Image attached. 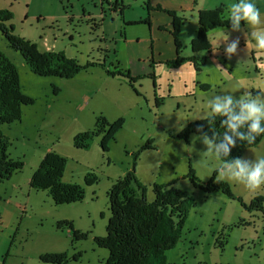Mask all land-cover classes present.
Masks as SVG:
<instances>
[{
    "label": "rangeland",
    "instance_id": "1",
    "mask_svg": "<svg viewBox=\"0 0 264 264\" xmlns=\"http://www.w3.org/2000/svg\"><path fill=\"white\" fill-rule=\"evenodd\" d=\"M113 1L0 0V9L12 13L8 24L14 33L35 43L38 50L63 52L81 66L95 63L72 79L40 77L30 72L21 55L10 49L0 34V52L16 67L22 93L33 100L31 105L22 107L19 121L0 127L9 143V158L23 163L22 169L0 183V264H43L39 258L46 254H66L64 264L104 262L107 250L98 247L94 238L105 235L110 217L107 191L132 167L146 188L148 201L153 198V184L171 182L194 200L179 240L165 252L166 264H264V214L245 210L237 200L219 192L205 196L191 185L186 175L189 167L201 182L215 175L245 204L254 197H264V185L248 189L241 182L221 177V162L206 152L204 136L190 135L187 141L177 138L186 124L211 115L209 102L216 95L231 94L238 99L247 91L264 96V49L257 48L250 39V31L264 28V24L246 27L242 21L244 26L239 31L215 28L208 33L212 51L224 55L227 45L221 42L217 49L216 33L220 29L229 36L228 44L239 41L229 62L248 73L243 74L247 76L246 85L240 81V87V74H235V78L224 79L220 88H211L206 95L190 93L173 98L162 91L158 96L163 103L155 107L149 94L152 82L137 80L133 84L136 94L124 73L132 68L145 76L151 58L157 61L172 48L174 53L171 28L168 32L165 28L158 30L168 38L163 39L162 53L158 55L149 40L138 42L135 38L130 42L135 49L129 53L135 55L134 68L132 61L122 62V57H119L122 63L117 65L116 57L123 53V45H115L116 40L122 39L119 34L136 26L147 28L148 24L124 25L119 11L109 8ZM120 3L125 22L148 16L145 0H120ZM221 3L226 8L224 15L230 18V8L236 0H196L193 11L178 12L184 18L176 35L181 57L191 54L189 45L195 37L197 10L215 8ZM159 14L168 17L164 12ZM137 34L132 36L138 37ZM117 69L123 71L122 75L106 73ZM100 115L109 122L124 120L108 151L101 152L100 136L92 138L88 149H76L73 138L93 130ZM195 137L200 139L193 142ZM147 141L153 147L142 149ZM50 151L66 159L62 181L84 187L82 201L55 205L46 191L30 188L31 176ZM240 157L264 158V139L255 147L244 149ZM88 174L96 176V184L84 185L83 179ZM64 220L82 237L74 238L67 229L57 230L56 223Z\"/></svg>",
    "mask_w": 264,
    "mask_h": 264
},
{
    "label": "trees",
    "instance_id": "2",
    "mask_svg": "<svg viewBox=\"0 0 264 264\" xmlns=\"http://www.w3.org/2000/svg\"><path fill=\"white\" fill-rule=\"evenodd\" d=\"M145 5L148 16L144 23L150 25L149 0L145 1ZM112 6L120 10L119 15L122 20L120 0H114ZM224 10L223 6H219L197 12V28L195 37L190 41L191 55L189 57L180 56L181 47L176 38L184 18L177 16L174 12L166 11L171 18L170 34L173 37L174 57L162 61L163 64L169 68H176L185 62H191L194 69L199 71L206 57L197 55L211 52L208 33L215 28H231L230 18L224 15ZM11 19L12 13L9 10L0 9V34L9 48L21 55L24 64L31 73L40 77H56L67 80L95 64L89 63L81 66L77 60L66 57L63 52L38 50L35 43L14 33L12 25L8 24ZM122 22L124 25L134 24L124 20ZM98 26L99 24H96V27ZM160 28L164 29L158 27V30ZM119 35L120 37L124 36L123 32ZM157 63H161V61L151 58L149 65L151 71L145 76L132 77L128 70L125 71L124 76L136 94L138 92L133 84L137 80L146 77L155 81L153 69ZM122 72L120 69L114 72L106 71L111 76L122 75ZM32 103L33 100L21 91L16 67L0 52V127L19 121L22 107ZM155 103L159 107L163 100L155 98ZM220 119L226 118L213 116L211 113L205 119L189 122L181 129L177 138L187 141L190 135H199L212 139L214 130L221 134L224 131L220 127ZM123 124V118L109 122L100 115L96 117L93 130L77 134L73 138V146L76 149H88L92 138L100 136L99 147L101 152L105 153ZM263 136L264 134L257 137L251 145L238 139L234 140L235 147L230 148L227 157L221 155V160L225 163L233 161L241 156L244 149L258 145ZM218 142H223L222 135H219ZM8 144L7 137L0 130V183L8 180L14 172L23 167L20 160L14 161L9 158ZM152 147L151 141H147L142 149H151ZM65 166V158L52 151L46 153L29 180L30 188L36 191H46L55 205L82 201L85 194L84 187L62 181ZM186 177L191 185L204 193L205 196L219 192L231 200H237L245 210H256L264 214L262 211L263 196L254 197L249 204H245L232 194L226 182L217 180L215 175L207 182H201L195 176L193 169L189 167ZM83 181L85 186H91L97 183V178L94 174H88ZM151 188L153 198L148 201L146 188L137 179L132 167L122 178L115 180L107 191L110 217L105 228V235L94 238L95 244L106 249L108 253L107 258L101 264H166L165 252L174 247L179 240L186 216L189 210L194 207V200L187 193L175 188L174 182L153 184ZM56 229L60 231L67 229L70 233L72 232L74 238L82 237L78 231L73 229L72 224L65 220L57 222ZM39 261L43 264H64L66 263V254H46L40 257Z\"/></svg>",
    "mask_w": 264,
    "mask_h": 264
},
{
    "label": "clouds",
    "instance_id": "3",
    "mask_svg": "<svg viewBox=\"0 0 264 264\" xmlns=\"http://www.w3.org/2000/svg\"><path fill=\"white\" fill-rule=\"evenodd\" d=\"M229 23L233 31H239L241 21L248 26H259L264 24V14L257 7L255 0H237L231 5ZM183 32V31H182ZM217 49L223 42L225 56L228 59L236 53L239 41L228 44L229 36L225 30L220 29L216 33ZM250 39L255 42V46L264 49V28L250 31ZM211 113L226 119H220V127L223 133L213 131L212 139L204 136L202 143L207 151L218 161L221 162L219 173L221 177L236 180L243 183L248 189H257L264 185V158L247 159L237 157L233 161L225 163L221 160V155L227 157L229 150L235 147L234 140L238 139L253 144L257 137L264 134V96L252 95L245 91L239 98L231 94L216 95L209 102ZM246 128V132H245ZM219 135L223 136V142H218ZM199 137L193 138L195 140Z\"/></svg>",
    "mask_w": 264,
    "mask_h": 264
},
{
    "label": "crops",
    "instance_id": "4",
    "mask_svg": "<svg viewBox=\"0 0 264 264\" xmlns=\"http://www.w3.org/2000/svg\"><path fill=\"white\" fill-rule=\"evenodd\" d=\"M255 3L257 7L260 9L261 13L264 14V0H255ZM195 4H196V0H149V8L151 10V15H152L150 18V25H148L147 28L143 26H139V27L136 26L133 28L126 29L124 36L120 37L122 39H118L115 42L116 46L118 44L123 45V53L116 57L117 65H120V63L122 62L132 61L133 64L131 66L134 68V65L136 64L135 63L136 58L134 54L132 56L129 53L131 49L132 50L135 49V46L130 44V42H133L135 38L136 41L138 42L141 41V39L149 40L150 45L151 43H154L155 46L154 49L159 52L155 50L154 51L157 52L158 55L162 53L163 51L162 48L165 47L163 46L164 43L163 39H168V38L158 33V27L165 28L166 32L170 31L171 20L169 19L170 16L166 13V11L174 12L177 15L178 12H182L183 10L186 9H191L193 11L195 9L194 6ZM219 6H223V8L226 10L223 3H221V5ZM109 8L112 9L113 12L118 11V8L116 9L115 7L112 6V4L109 6ZM210 9L213 8H201L197 10V12L202 10H210ZM146 10H147V6H146ZM159 12H164L166 15H168V17H166L165 15H160ZM99 19L103 20L104 17L102 18V16L100 15ZM122 20L125 21V19L123 18ZM144 20L145 17H139L138 19H129L126 22L140 24V23H144ZM241 26H244L243 22H241ZM134 33H138L137 34L138 37L132 36ZM127 54H129L128 57ZM190 55L183 57H189ZM197 56L206 57L199 71H196L194 69V66L191 62H185L176 68H169L165 64H163L165 60L172 59L174 57L173 48L166 51L164 55H161V59L158 60L161 61V63L157 64V66L154 69L156 75V88L154 89L152 83V89H150L149 91V94L151 95L152 99L154 100V97L156 95L158 98H161L163 100L162 97L158 96V94L162 93V91H166V93L173 98H175V96L177 97L187 96L190 95V93L193 94L194 96L201 93L206 95V93L209 92L211 88H220V86L224 84V79L228 80L235 78V74H240V78L238 79L240 87H241L240 81H243L244 85L248 83L247 76L243 77V74H248V73L246 71H240V69L234 67L229 62V59L226 58V56L222 52H214L212 51L211 48V52L209 54L199 53ZM119 57H122V62L120 61ZM128 71L129 73L138 76L140 73L133 71L132 68H130V70ZM145 80L149 81L150 79H145ZM137 83L141 84V82H137Z\"/></svg>",
    "mask_w": 264,
    "mask_h": 264
},
{
    "label": "flooded vegetation",
    "instance_id": "5",
    "mask_svg": "<svg viewBox=\"0 0 264 264\" xmlns=\"http://www.w3.org/2000/svg\"><path fill=\"white\" fill-rule=\"evenodd\" d=\"M118 11H120V10H118ZM157 64H159V63H157ZM157 64L155 65V67L157 66ZM155 67H154V69H155ZM150 68V67H149ZM153 69V72H154V75H155V70ZM150 71H151V69H150ZM145 75H147V74H145ZM143 79H150V78H142V79H140V80H143ZM140 80H138V81H140ZM151 80V82L153 83V87H154V89L156 88V75H155V81H153L152 79H150ZM155 98H158L156 95H155V97H154V106L155 107H158V106H156V103H155Z\"/></svg>",
    "mask_w": 264,
    "mask_h": 264
}]
</instances>
